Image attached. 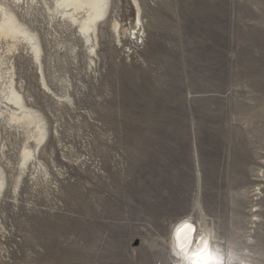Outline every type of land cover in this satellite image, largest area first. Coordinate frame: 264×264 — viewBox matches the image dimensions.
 Here are the masks:
<instances>
[{"label":"rangeland","instance_id":"1","mask_svg":"<svg viewBox=\"0 0 264 264\" xmlns=\"http://www.w3.org/2000/svg\"><path fill=\"white\" fill-rule=\"evenodd\" d=\"M110 1L94 51L56 0L12 5L42 54L0 67V264H172L182 220L223 264H264V0Z\"/></svg>","mask_w":264,"mask_h":264},{"label":"bare ground","instance_id":"2","mask_svg":"<svg viewBox=\"0 0 264 264\" xmlns=\"http://www.w3.org/2000/svg\"><path fill=\"white\" fill-rule=\"evenodd\" d=\"M34 1L35 0H8L6 2H0V42L5 41L7 45L5 51L1 52L0 48V67L4 66L7 62H9V56H12L13 52L19 47L18 44H20L21 42L26 44L31 49L35 60L38 62V64L41 65L42 47L40 40L36 34H33L29 31L25 24L20 22L15 13V10L12 7L13 4L29 5L30 2L33 3ZM110 2V0H56V6L53 9L49 10L60 20L69 21L72 23V25H76L81 35L85 39V42L87 44H90V49L94 51L95 49L92 43L97 40V32L99 25L107 18L109 14ZM135 2L137 1L135 0ZM118 24L115 23L113 27L116 31L119 26ZM6 74L8 75V77H5V89L2 93H4L6 105L9 106L10 109L9 119L12 123H24L27 125H35L37 128V132L34 134L33 137L37 146L39 147L43 143L47 135L46 123L36 111L30 109L28 105H26L25 99L23 95L19 92L17 87L14 67L11 66L7 68ZM0 75L1 78H3V75ZM36 149L28 150L27 147L25 148L23 152V160L21 162L22 170L24 168H27L29 161L33 157H35ZM5 181V175L0 169V194L1 190L5 185ZM178 223L173 227L171 232V246H169V250L170 255L175 259V262L171 263L188 264V262L183 258L182 254L179 253L178 249L175 248L176 231L178 229L183 228L185 224H191L193 226V229L195 230L194 232L185 231L182 236V239L186 240L189 245V254L195 252L198 248H201L202 241H208V239L207 236L198 234L197 226L190 220H182L179 224Z\"/></svg>","mask_w":264,"mask_h":264},{"label":"snow or ice","instance_id":"3","mask_svg":"<svg viewBox=\"0 0 264 264\" xmlns=\"http://www.w3.org/2000/svg\"><path fill=\"white\" fill-rule=\"evenodd\" d=\"M194 232L191 224H185L183 228L178 229L175 233L176 243L175 248L182 254L183 258L188 264H223V259L212 252L207 240L202 241V247L198 248L195 252H190L189 245L186 240L182 239L183 233Z\"/></svg>","mask_w":264,"mask_h":264},{"label":"built area","instance_id":"4","mask_svg":"<svg viewBox=\"0 0 264 264\" xmlns=\"http://www.w3.org/2000/svg\"><path fill=\"white\" fill-rule=\"evenodd\" d=\"M156 264H169V263H167L165 261H158Z\"/></svg>","mask_w":264,"mask_h":264}]
</instances>
